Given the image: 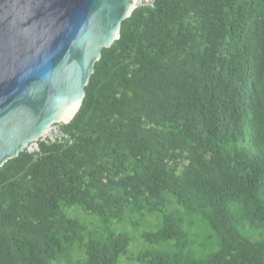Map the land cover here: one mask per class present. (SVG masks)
<instances>
[{
  "label": "trees",
  "instance_id": "1",
  "mask_svg": "<svg viewBox=\"0 0 264 264\" xmlns=\"http://www.w3.org/2000/svg\"><path fill=\"white\" fill-rule=\"evenodd\" d=\"M84 92L0 166V264H264V0L135 7Z\"/></svg>",
  "mask_w": 264,
  "mask_h": 264
},
{
  "label": "water",
  "instance_id": "2",
  "mask_svg": "<svg viewBox=\"0 0 264 264\" xmlns=\"http://www.w3.org/2000/svg\"><path fill=\"white\" fill-rule=\"evenodd\" d=\"M137 0H0V166L67 123Z\"/></svg>",
  "mask_w": 264,
  "mask_h": 264
},
{
  "label": "built area",
  "instance_id": "3",
  "mask_svg": "<svg viewBox=\"0 0 264 264\" xmlns=\"http://www.w3.org/2000/svg\"><path fill=\"white\" fill-rule=\"evenodd\" d=\"M137 6H153V0H137L136 1V7ZM68 138V141L70 142L71 139H69V136L67 133H65L59 126L58 123L52 124L49 126V128L36 140L30 142L27 147L25 148L26 151L32 152L36 151L38 149V142H51L55 139L62 140Z\"/></svg>",
  "mask_w": 264,
  "mask_h": 264
},
{
  "label": "clouds",
  "instance_id": "4",
  "mask_svg": "<svg viewBox=\"0 0 264 264\" xmlns=\"http://www.w3.org/2000/svg\"><path fill=\"white\" fill-rule=\"evenodd\" d=\"M59 124V123H58ZM259 235H255L254 238H257Z\"/></svg>",
  "mask_w": 264,
  "mask_h": 264
},
{
  "label": "rangeland",
  "instance_id": "5",
  "mask_svg": "<svg viewBox=\"0 0 264 264\" xmlns=\"http://www.w3.org/2000/svg\"><path fill=\"white\" fill-rule=\"evenodd\" d=\"M61 123H62V122H61ZM61 123H60V124H61Z\"/></svg>",
  "mask_w": 264,
  "mask_h": 264
}]
</instances>
